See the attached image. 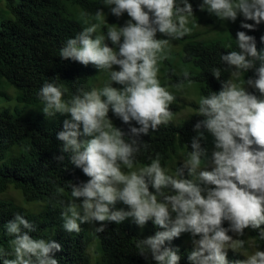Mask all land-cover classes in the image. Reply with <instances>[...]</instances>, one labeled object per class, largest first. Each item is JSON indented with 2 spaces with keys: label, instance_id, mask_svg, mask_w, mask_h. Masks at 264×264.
Returning a JSON list of instances; mask_svg holds the SVG:
<instances>
[{
  "label": "clouds",
  "instance_id": "obj_1",
  "mask_svg": "<svg viewBox=\"0 0 264 264\" xmlns=\"http://www.w3.org/2000/svg\"><path fill=\"white\" fill-rule=\"evenodd\" d=\"M105 5L117 17L126 12L130 20L122 27H108L106 35H100L99 21L104 13L96 11L97 23L69 38L60 49V58L108 71L109 83L68 100L54 82L44 83L39 90L46 117L70 114L57 139L63 142L62 152L71 153V163L89 177L79 185L70 184L72 199L61 212L63 227L69 233H79L81 224L96 222L100 226L95 230L102 232L104 222L120 224L131 217L143 227L153 220L164 231L137 240L139 255H150L156 264H178L177 250L166 247L165 242L187 232L194 245L188 256L192 264H230L227 250L237 252L245 244L243 239L228 235L230 231L243 237L245 229H260L264 239V99L246 88L264 96V52L258 51L254 36L238 31L236 50L221 56L225 71L232 70L236 79L224 81L219 92L202 95L198 101L195 114L203 119L194 125L197 136L191 139L184 162L193 179L182 178L183 169L175 176L167 174L159 159L135 168L141 143L126 140L125 134L113 127L108 112L111 109L126 124L135 121L140 127H131L134 137L172 120L170 105L175 96L161 86L158 65L166 58L170 39L190 32L187 25L193 8L188 0H105ZM200 7L221 21L235 22L242 15L245 21H254L241 23L248 30L264 22V0H203ZM157 33L167 38L157 39ZM114 65L119 71L112 70ZM249 70H254L255 77L240 79ZM212 74L220 80L219 68ZM188 75L185 71V79ZM113 82L122 87H113ZM202 129L214 137L210 158L201 146L205 138ZM81 135L91 139L81 141ZM57 159L62 161L63 156ZM206 161L211 171L203 170ZM118 201L129 210H116ZM21 226L28 231H22ZM5 227L11 251L0 246L3 264H58L54 254L61 245L29 235L36 229L24 216L16 214ZM231 264H264V251L257 249L245 260Z\"/></svg>",
  "mask_w": 264,
  "mask_h": 264
},
{
  "label": "trees",
  "instance_id": "obj_2",
  "mask_svg": "<svg viewBox=\"0 0 264 264\" xmlns=\"http://www.w3.org/2000/svg\"><path fill=\"white\" fill-rule=\"evenodd\" d=\"M188 2L192 5L193 12L201 10L203 0ZM4 4V15L0 19V97H8L4 81L17 89L16 100L23 105L42 103L39 90L47 82L61 86L65 100L92 90L97 68L92 64L84 66L76 61L60 58V49L69 38H74L85 27L74 16L75 9L80 8L84 16H92L105 4V0H4ZM242 22L254 24V21H245L240 15L238 21L229 27V34L234 39H237L238 31L254 36L258 51L264 52V41H261L264 22L256 25L254 30L242 28ZM107 29L102 26V35H106ZM180 42L183 44L176 54L183 64H191L194 70L187 71L189 75L185 79V72H175L174 67L166 62L163 75L158 77L161 86L168 88L180 83H196L199 84L201 96L219 92L223 82L228 81L231 71H225L226 65L221 61V56L236 50V44L228 47L218 40H185L184 37L180 38ZM106 43L118 50L110 40H106ZM256 64L259 66L260 61ZM216 68L221 70L220 80L212 74ZM241 76L247 80L255 77V72L249 70ZM248 91L263 97L256 89L250 87ZM187 105L194 110L187 118L176 123L170 121L162 124L156 130L149 129L147 134H140L139 137H134L130 131L131 127H140L136 122L126 124L117 118L113 127L123 132L126 140L137 139L141 143L135 166L144 167L152 160L159 159L164 168L179 152L187 158L191 150V139L197 136L194 125L203 117L195 114L198 102L186 104L175 95V100L170 105L173 116ZM108 115L116 116L111 109ZM57 118L56 122L51 123L39 121L23 115V109L19 106L0 111V159L4 151L12 153L0 167V193L14 187L21 191L26 201H46L39 213H32L13 200L0 198V246L11 251V237L7 235L5 226L16 214H20L35 226L36 230L29 232V235L54 240L61 245V250L54 254L58 264H91L87 254L89 239L84 238L82 229L79 233H69L63 227L61 212L72 199L70 184L79 185L87 182L89 177L71 163V153L62 152L63 142L57 139V134L63 130L64 120L71 117L68 114H58ZM202 131L205 138L201 139V146L207 150V157L210 158L209 148L214 137L206 130ZM60 156H63L62 161L57 159ZM182 178L193 179L192 176L187 177L185 172ZM150 191L155 190L150 187ZM115 209L119 210V207ZM104 224L102 232L95 230L100 226L99 223H91L90 230L86 229V223L81 224L86 232L92 230L98 241V259L95 264H156L150 255L147 258L139 255L135 246L137 240L146 239L157 231H164L153 220H149L143 227L127 218L120 224ZM223 226L227 228L229 223L225 221ZM261 229H264V225H261ZM22 231L28 230L22 227ZM231 234L230 231L228 235ZM238 239L245 241L243 249L248 248V239L255 250L264 251L260 229H245L244 236H238ZM165 246L177 250L180 256L178 264H192L188 259L194 250L190 233H181L178 238L166 241ZM227 259L231 264L245 260L246 256L239 250L236 252L228 249ZM0 264H3V260H0Z\"/></svg>",
  "mask_w": 264,
  "mask_h": 264
},
{
  "label": "rangeland",
  "instance_id": "obj_3",
  "mask_svg": "<svg viewBox=\"0 0 264 264\" xmlns=\"http://www.w3.org/2000/svg\"><path fill=\"white\" fill-rule=\"evenodd\" d=\"M4 8H5L4 0H0V19L4 15V11H2V9ZM99 10H102L104 13V17L101 19V21H99L100 27L98 28V34L100 35H102V30H101L102 26H106L107 28L112 25H117V26L122 27L128 20H130V17L128 16L126 12L120 17L113 15L110 11V7L106 6L105 4ZM74 16L85 27L88 26V24L97 23L95 19V15L84 16L80 8L75 9ZM239 16L240 15H238L235 22H232L229 20L221 21L214 14H210L207 11V9L193 12V16L190 17V23L187 25L190 28V32L184 35L183 37L185 40H191V39L197 40V41L218 40L222 42L225 46L231 47L234 44H236L235 42L236 39H234L229 34V27L234 25L238 21ZM156 38L165 39L167 37H164L162 34L157 33ZM182 44L183 43L180 42V38L174 39V40L170 39V43L168 47L165 49V53H164L166 58L161 59L158 65L159 67L158 77H161L163 75V72L166 68V62L170 63L174 67L175 72L177 73L194 70L191 64H183L180 61V56L176 54V52L181 50ZM112 70L119 71V66L114 65ZM231 71L229 73L228 80H235L236 78L231 75ZM240 79H243L242 76L240 77ZM3 83L5 84L4 87H6V92H7L8 97L7 98L0 97V111L3 109H13L15 106H19L23 109V115L32 117L36 120H39V121L42 120V121H45L46 123L56 122L58 120L57 118L58 114H56V116L54 117L45 116V114L42 112V108H43L42 103H38L34 105L19 104L16 100V95L18 93L17 89L8 85L5 81ZM107 83H109V72L103 71V70L100 71L99 69H96L95 75L93 77V82H92V90L100 89ZM112 86L116 88L122 87L121 85L116 84L115 82H113ZM246 88L248 90L250 87L246 85ZM166 89L169 90L174 96L177 95V97L183 100L186 104L189 102H198L201 97L200 90H199V84H196V83L195 84H190V83L183 84V86L180 88H177L176 86H169ZM262 99H264V96L262 97ZM193 112L194 110L190 106L187 105L173 116L171 122H174V123L179 122L182 119L187 118ZM68 115L70 116V114ZM117 118H118L117 116L108 115V119L111 121L112 125L115 122L117 123ZM131 122H135V121H131ZM81 131H82V127H81ZM78 139L81 141H84L87 139H91V137H86V136L81 135ZM17 149L19 151V148ZM214 150H215V144H214V139H213V141L211 142L210 148H209L210 155L212 154ZM11 155H12L11 151L6 150L3 152V157L2 159H0V167L5 161H7L10 158ZM186 159L187 158H185L183 154L179 152L178 155L173 157L169 161L167 166L164 167L167 174L175 176L177 173L178 167H180V169H183V172H185L187 177H191L188 174L187 169L184 168V162ZM140 167L141 166H135V168H140ZM203 170L211 171L212 170L211 164L207 162L206 167ZM0 198L13 200L14 202L23 206L25 209H27L28 211L32 213H39L46 205V201H26L24 200V198L22 197L21 191L14 187H9L3 193H0ZM115 207L116 208L119 207V209H123L125 211L129 210L127 205L119 201L116 203ZM127 219L131 220L133 218L129 217ZM89 225H90L89 223H86L87 230H90ZM81 229H82L84 238L86 240L89 239L88 245H87V254L89 255L91 259L90 260L91 264H95V262L98 259V254H97L98 241L95 235L92 233V230L90 232H86V230L83 229L82 227ZM230 236H232L233 239H238V236L233 232ZM246 243L248 246L247 249H243V248L238 249L245 256L250 255L251 253L255 251V248L250 240L247 239Z\"/></svg>",
  "mask_w": 264,
  "mask_h": 264
}]
</instances>
